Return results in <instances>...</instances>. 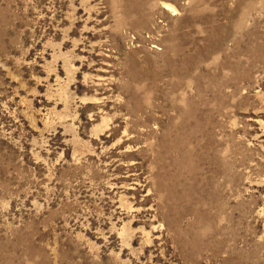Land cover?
Wrapping results in <instances>:
<instances>
[{
	"label": "rangeland",
	"instance_id": "374dc122",
	"mask_svg": "<svg viewBox=\"0 0 264 264\" xmlns=\"http://www.w3.org/2000/svg\"><path fill=\"white\" fill-rule=\"evenodd\" d=\"M0 264H264V0H0Z\"/></svg>",
	"mask_w": 264,
	"mask_h": 264
}]
</instances>
